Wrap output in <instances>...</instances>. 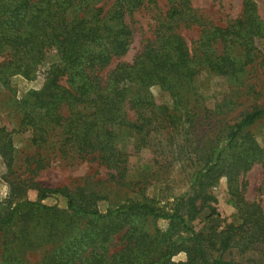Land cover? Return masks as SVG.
Listing matches in <instances>:
<instances>
[{
  "label": "trees",
  "instance_id": "obj_1",
  "mask_svg": "<svg viewBox=\"0 0 264 264\" xmlns=\"http://www.w3.org/2000/svg\"><path fill=\"white\" fill-rule=\"evenodd\" d=\"M152 5L158 8L157 0H0L3 84L16 74L36 78L50 52L58 54V62L44 71L42 88L22 101L29 109L21 128L31 130L32 144L48 151L49 159L54 154L91 157L114 169L113 179L122 180L127 159L112 126L135 131L140 149L151 131L183 116L158 105L151 86L179 84L194 90L204 70L238 80L262 57L264 22L254 0H243L241 15L225 26L206 19L192 0H167L166 11L156 14L154 34L141 51L132 61H118L105 71L131 48L134 28L128 17ZM195 24L199 36L189 43L180 29ZM263 117L264 107L256 106L228 125L224 136L201 155L204 165L193 173L190 191L175 197L170 210L145 196L102 211L97 206L102 196L84 187L75 191L38 184V198L31 200L18 194L26 180L9 179L15 197L0 211V264H28L25 249L39 243L38 231H30L29 222L46 214H56L58 220L47 236L61 243L42 264H174L172 258L180 250L187 253L180 264H245L231 256L234 251L264 250V209L245 197L246 182L240 178L255 163L264 166V146L247 131ZM15 154L6 127L0 126V155L9 174L15 171ZM224 176L237 210L233 222L225 224L210 191ZM57 195L66 198V209L44 202ZM202 212H207L208 222L197 229ZM149 217L169 219L185 235L174 238L159 227L150 231L141 223ZM20 222L23 226L12 235ZM117 238L121 246L112 250Z\"/></svg>",
  "mask_w": 264,
  "mask_h": 264
},
{
  "label": "rangeland",
  "instance_id": "obj_2",
  "mask_svg": "<svg viewBox=\"0 0 264 264\" xmlns=\"http://www.w3.org/2000/svg\"><path fill=\"white\" fill-rule=\"evenodd\" d=\"M113 1L110 0V3ZM254 1L257 13L264 22V0ZM157 5L158 8L153 5L142 7L130 19L128 17L134 28L131 48L126 55L115 59L105 71L115 66L118 61H132L141 51L145 40L153 36L156 14L166 11L167 0H157ZM192 5L206 19L225 26L241 15L243 0H192ZM199 30L197 24L190 27L184 25L180 29L189 43L199 36ZM260 48L262 57L259 62L240 75L238 80L204 70L196 77L194 90L188 91V86L181 87L179 84L172 87L158 84L151 86L150 92L158 105L168 106L171 111H179L183 116L175 124L165 123L166 127L159 124L161 127L157 131H151L147 145L140 149V136L135 131L119 124L112 126L117 133L118 146L127 159L125 177L119 181L110 175L116 172L114 169L107 168L91 157L63 158L62 155L59 157L54 154L49 159L45 154L48 151L39 150L32 144L31 130L21 128L23 114L29 109L22 101L32 91L42 88L44 71L59 60L55 51L50 52L41 66V74L36 78L29 80L16 74L11 77L8 85L0 81V126L6 127L16 153V166L13 168L15 171L10 174L0 155V211L4 209L7 200L15 197L12 195L9 179L26 180L18 194L31 200L38 198V184L51 187L68 186L75 191L78 187H84L87 193L92 190L102 196L97 200V206L102 211L127 199L142 200L145 196L156 198L159 205L170 210L175 197L190 191L193 173L204 165L201 155L206 153L210 145L216 144L217 138L224 136L226 127L235 123L244 112L256 106L264 107V41ZM2 59L0 54V60ZM129 115L134 118L133 111ZM248 130L264 146V117L248 127ZM41 151L43 155L40 154ZM240 178L246 182L245 197L250 201L260 202L264 209V166L255 163ZM228 186V179L224 176L210 189L217 199L213 204L220 213L223 224L233 222L237 213L230 201ZM44 202L58 209L67 208V200L61 195L48 197ZM57 221L56 214H46L29 222L30 231H38L36 234L39 236V243L25 249L23 258L28 264H42L46 256L61 243L58 237L47 236L48 230ZM207 222V212H202L196 223L197 229ZM141 223L150 231L159 227L174 238L185 235L182 228L173 227L169 219L149 217L147 220L142 219ZM22 226V222L15 225L12 235L17 234ZM32 236L35 237V234ZM2 242L3 237L0 234V249ZM120 246L117 238L112 250H117ZM236 251L231 256L245 264H264L263 249L250 250L245 254ZM186 260L187 253L184 250L178 251L172 258L174 264Z\"/></svg>",
  "mask_w": 264,
  "mask_h": 264
}]
</instances>
